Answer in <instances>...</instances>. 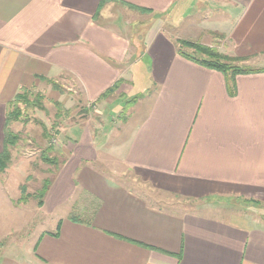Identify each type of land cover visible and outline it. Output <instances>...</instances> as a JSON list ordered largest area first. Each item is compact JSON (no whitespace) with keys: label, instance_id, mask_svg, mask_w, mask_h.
<instances>
[{"label":"crops","instance_id":"1","mask_svg":"<svg viewBox=\"0 0 264 264\" xmlns=\"http://www.w3.org/2000/svg\"><path fill=\"white\" fill-rule=\"evenodd\" d=\"M120 1L149 12L113 1L95 18L101 0H0V153L8 104L23 89L68 75L95 106L120 80L129 97L142 85L110 156L90 127L72 128L43 205L68 213L31 253L0 264H264V215L178 213L158 200L264 206V0ZM121 17L140 27L153 19L132 38ZM179 40L221 41L255 72L203 67ZM116 167L139 187L116 181Z\"/></svg>","mask_w":264,"mask_h":264},{"label":"rangeland","instance_id":"2","mask_svg":"<svg viewBox=\"0 0 264 264\" xmlns=\"http://www.w3.org/2000/svg\"><path fill=\"white\" fill-rule=\"evenodd\" d=\"M147 19L148 21L140 27L139 25L142 24L137 22L132 24L133 20L129 22L131 25L123 24L125 18L121 17V28L129 37H141V32L148 29L145 27H149L148 24L153 18L147 17ZM185 24L184 22V27ZM218 43L203 46L217 50L231 60L237 58L229 51H225L221 41ZM185 51L197 55L191 49H185ZM230 64L246 68L240 61H231ZM127 83L123 80L121 88L116 93L95 106L85 104L80 86L68 75L55 82H45L41 87L31 90L33 95L29 99L34 106L21 105V117L11 123V130L19 136V141L10 149L11 160L7 168L3 172L0 171V257L18 254L26 256L31 253L40 236L55 229L54 224L68 213V207H65L50 215L43 206L40 207V199L35 197H29L26 202H22L21 187L26 186V193L34 195L43 188L45 180L53 182L57 168L47 164L45 159L57 158V155H61L63 160L66 154L64 147L69 145L68 142L72 140L74 134L72 128L83 125L90 127L91 132L98 137L101 148L104 147V156H110L112 145L119 139L117 137L121 131L119 128L133 113L134 106L127 109H123V106L130 97L142 91V85L138 83L134 94L124 98L126 91L130 89ZM56 104H62L65 112L70 114L69 119H64L62 123L64 124L62 131L59 129L60 120L56 117L58 111ZM55 124H58V127L55 128ZM118 169L116 167L110 170L111 173L119 171L124 173L120 178H117L118 173H114L116 181H121L129 187H139L141 182L133 172L123 167ZM158 200L167 209L178 213L196 212L213 215L219 212L216 209L219 206L264 215L262 210L264 206L260 208V202L228 200L210 204L205 200H186L172 196L158 198Z\"/></svg>","mask_w":264,"mask_h":264},{"label":"trees","instance_id":"3","mask_svg":"<svg viewBox=\"0 0 264 264\" xmlns=\"http://www.w3.org/2000/svg\"><path fill=\"white\" fill-rule=\"evenodd\" d=\"M120 2L125 6H128L129 8L133 9V10H138V11H142L144 12H149V10H142L136 6H133L132 4H129L127 2H123L120 0H101L100 6H99V10L97 15L95 16V18L98 17V15L100 14V12L102 11V9L105 7V5L109 2ZM177 43L180 45L179 48V53L186 57L187 59L194 61L195 63L206 67V68H210L213 70H217L219 72H222L225 75H239V74H245V73H252L255 72L254 70L250 69V68H242L240 66H234L231 65L230 62L231 61H240L239 58H235V60H231V58L220 54L217 50H214L210 47H206L203 46L201 44H197V43H191L188 41H183V40H179L177 41ZM185 49H191L193 50V52H195L197 55L194 54H189L188 52L185 51ZM123 83V80L118 81L112 88H110L107 92H105L101 98L98 100L102 101L107 99L108 97H110L112 94L116 93L120 88L121 85ZM33 95V93L31 92V90H21L20 93H18L16 95V97L8 104V112H7V121H6V125H5V143H4V149L3 152L0 153V171L3 172L10 160H11V152L10 149L12 147H15L17 145V142L19 141V136L17 134H15L12 130H11V123L14 121L19 120V118L21 117V105H24L25 107H30V106H34V104L30 101L29 97ZM128 96H124V98H127ZM141 94H136L133 97H130L129 100L126 101V103L124 104V108L123 109H127L130 108L132 106H134L137 101L140 99ZM58 106V111L56 113V117L57 119H59V129L61 130V126L63 125V121L68 120L70 117V114L68 112H65V109L63 108L62 104H56ZM86 113L88 112V110H84ZM55 128L58 127V124H55L54 126ZM51 140V139H50ZM50 149V148H49ZM57 158H47L45 159L47 164H50L52 166H55L57 168V172L60 170V168L65 164L64 161H60L59 155H57ZM52 184V180H45L43 188L38 191L36 194H32L29 195L27 194V188L26 186H22L21 187V192H22V197L21 201L22 202H26L29 197H35L40 199L39 205L40 207H42L44 205V198L47 195L49 188ZM73 219H75V217H73ZM77 219V218H76ZM59 229V227H58ZM55 236L58 235V232L54 234Z\"/></svg>","mask_w":264,"mask_h":264}]
</instances>
